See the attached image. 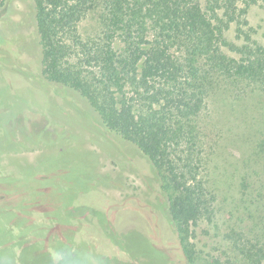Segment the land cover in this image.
<instances>
[{
  "label": "rangeland",
  "instance_id": "rangeland-1",
  "mask_svg": "<svg viewBox=\"0 0 264 264\" xmlns=\"http://www.w3.org/2000/svg\"><path fill=\"white\" fill-rule=\"evenodd\" d=\"M101 16L100 3L87 12L82 40L101 34ZM245 21L243 35L235 23L227 33L233 57L246 42L264 48V0ZM83 55L78 47L73 63H85ZM42 61L35 1L0 0V264H239L234 244L246 241L253 227H245L256 220L257 238L264 230V91L248 82L214 90L208 75L196 145L179 155L217 219L199 222L182 242L172 192L153 162L110 130L87 97L47 80Z\"/></svg>",
  "mask_w": 264,
  "mask_h": 264
},
{
  "label": "trees",
  "instance_id": "trees-1",
  "mask_svg": "<svg viewBox=\"0 0 264 264\" xmlns=\"http://www.w3.org/2000/svg\"><path fill=\"white\" fill-rule=\"evenodd\" d=\"M34 1L46 79L87 97L110 130L153 162L172 192L170 216L182 242L199 222L216 223L212 198L179 154L185 144L196 145L208 75L214 90L248 82L264 91V48L236 46L240 58L224 51L234 45L227 35L232 24L243 35L246 10L260 0ZM99 3L101 34L82 40L79 23ZM78 47L85 63H73ZM256 225L252 220L246 241L234 244L239 264H264V230L257 238ZM183 251L193 262V245Z\"/></svg>",
  "mask_w": 264,
  "mask_h": 264
}]
</instances>
